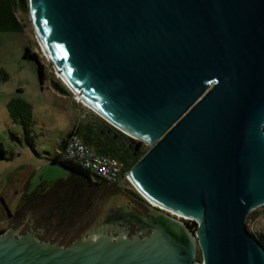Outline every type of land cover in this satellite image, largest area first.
Wrapping results in <instances>:
<instances>
[{
	"label": "water",
	"instance_id": "water-1",
	"mask_svg": "<svg viewBox=\"0 0 264 264\" xmlns=\"http://www.w3.org/2000/svg\"><path fill=\"white\" fill-rule=\"evenodd\" d=\"M70 93L149 146L65 245L0 234V264H264V0H27ZM197 242V245H196ZM201 261H197V252Z\"/></svg>",
	"mask_w": 264,
	"mask_h": 264
},
{
	"label": "rangeland",
	"instance_id": "rangeland-1",
	"mask_svg": "<svg viewBox=\"0 0 264 264\" xmlns=\"http://www.w3.org/2000/svg\"><path fill=\"white\" fill-rule=\"evenodd\" d=\"M16 17L24 26L21 33L0 32V148L3 150V155H0V231L13 230L16 233L26 230L28 218H34L35 230L41 234L40 241L56 243L60 240L58 244L65 247L79 228L83 227L86 213L91 215L103 191L109 186L87 185L78 188L74 179H71L69 187L49 190L44 197L46 202L42 209L34 208V211H30L31 216L26 215L30 203L25 202V195H30L41 183L51 184L57 180L69 179L70 174L65 169L51 164L49 160L55 157L60 140L80 112L83 115H98L81 104L74 94L62 97L54 90L49 82L52 76L65 85L41 52L28 16L26 18V14L17 10ZM25 49L33 52L43 65L46 75L43 85L39 83L36 63L23 57ZM11 102L29 106L32 117V123L28 127L29 139L24 136L21 122L27 117L26 112L19 108L23 117L12 116V109L9 107ZM143 145L149 148L145 143ZM115 188L128 199L149 208L148 201L136 189ZM129 192L136 193L145 202ZM67 197L72 204L77 202L80 208L57 227V218L61 216L56 212V202ZM45 207L52 210V220L48 218L49 213ZM257 211L261 213V217L256 218L254 213H249L245 224L254 226L257 233L262 230L264 234V207ZM37 214L40 220L37 219ZM182 221L195 236L197 224L189 220Z\"/></svg>",
	"mask_w": 264,
	"mask_h": 264
},
{
	"label": "trees",
	"instance_id": "trees-1",
	"mask_svg": "<svg viewBox=\"0 0 264 264\" xmlns=\"http://www.w3.org/2000/svg\"><path fill=\"white\" fill-rule=\"evenodd\" d=\"M19 10L21 13L28 16V5L27 0H0V32H11V33H21L23 31V24L17 19L16 11ZM24 58L33 60L37 65L38 78L40 85H43L45 78V71L43 65L40 63L38 57L31 52L29 49H25ZM47 61V60H46ZM50 84L59 94L63 96H70L69 90L61 84L60 81L56 80L53 76L49 80ZM21 105V106H20ZM9 107L12 109L11 113L14 117H23L19 108L22 112H26L27 117L25 120H21L23 124L24 136L29 139V129L30 123H32V117L29 110V106L24 103L11 102ZM27 125V126H26ZM76 133L82 141L91 147H93L97 153L115 158L122 163H124L127 170L130 168L145 154L148 150L142 142L135 141L120 131L113 128L111 125L106 123L100 117L94 114H85L83 117L78 118V121L71 128H68L65 132L64 137L60 140L58 144V149H62L67 138L70 134ZM54 158L50 159L49 162L53 165H58L65 169L70 175L68 180H57L51 184L41 183L30 195H25V202L35 200L37 203H42L45 201L47 192L49 190H61L69 187L71 179L74 181L76 187L81 188L87 185L94 187L106 186V183L99 179H92L88 171L82 169L78 165L64 160L60 154L57 153ZM0 155H3V150L0 148ZM140 201L145 202L136 193L129 192ZM62 201L70 202V198L67 197ZM255 215L258 211L255 210ZM1 234V232H0ZM261 245L264 246V234H255ZM197 261H201L200 256L197 257Z\"/></svg>",
	"mask_w": 264,
	"mask_h": 264
},
{
	"label": "built area",
	"instance_id": "built-area-1",
	"mask_svg": "<svg viewBox=\"0 0 264 264\" xmlns=\"http://www.w3.org/2000/svg\"><path fill=\"white\" fill-rule=\"evenodd\" d=\"M57 153L64 160L72 162L88 171L93 180L99 179L106 184H112L122 189L129 190L134 188L130 181L129 170H127L124 163L115 158L97 153L93 147L86 145L76 133L69 135L64 146L62 149H58ZM147 204L158 208L150 204V202H147ZM247 228L252 234L256 233L254 226L247 225Z\"/></svg>",
	"mask_w": 264,
	"mask_h": 264
},
{
	"label": "flooded vegetation",
	"instance_id": "flooded-vegetation-1",
	"mask_svg": "<svg viewBox=\"0 0 264 264\" xmlns=\"http://www.w3.org/2000/svg\"><path fill=\"white\" fill-rule=\"evenodd\" d=\"M107 186H113L114 188L115 187H117V186H115V185H112V184H106ZM44 202H46V201H43L42 203H37L35 200H31V201H29V203H30V205L28 206V208H29V210H27V214L26 215H30V211L32 212V210L34 211V208H39V209H42V207H43V204H44ZM48 203V202H47ZM57 203V205H55V209H56V212L61 216V217H58L57 218V227H60L63 223H64V221H66L67 219H69L70 217H71V215L72 214H74L75 212V210L77 211L79 208H80V206L78 205V203L76 202V203H71V202H68V201H59V202H56ZM46 208V207H45ZM47 209V211H48V213H49V216H48V218L50 219V220H52L53 219V213H52V210L50 209V208H46ZM48 209H50V210H48ZM41 211V210H40ZM92 213V212H91ZM39 214V213H38ZM38 214H37V219L38 220H40V217L38 216ZM31 216V215H30ZM89 217V215L86 213V219ZM33 223H35V220H34V218H32V219H29L28 218V222H27V227H26V230L24 229H22L21 231H18V232H16V234H15V236L17 237V236H29V230H30V228H31V225L33 224ZM24 228V227H23ZM13 231V230H12ZM1 232V234H3L4 232H2V231H0ZM14 232V231H13ZM34 233H35V238L37 239V240H39L40 239V237H41V234L39 233V232H37L36 230H35V228H34ZM258 234V233H257ZM40 241V240H39ZM40 242H43V241H40ZM47 243H50V242H47ZM50 244H55V243H50ZM58 244V243H57ZM59 245V244H58ZM60 246V245H59ZM61 247H63V246H61ZM63 248H65V247H63Z\"/></svg>",
	"mask_w": 264,
	"mask_h": 264
},
{
	"label": "bare ground",
	"instance_id": "bare-ground-1",
	"mask_svg": "<svg viewBox=\"0 0 264 264\" xmlns=\"http://www.w3.org/2000/svg\"><path fill=\"white\" fill-rule=\"evenodd\" d=\"M37 39V38H36ZM38 41V40H37ZM57 76H58V74H57ZM59 77V76H58ZM59 79H60V77H59ZM61 80V79H60ZM62 81V80H61ZM64 84V83H63ZM79 100V99H78ZM80 101V100H79ZM83 103V102H82ZM84 104V103H83ZM85 105V104H84ZM86 106V105H85ZM87 107V106H86ZM88 108V107H87ZM90 109V108H89ZM91 110V109H90ZM94 112V111H93ZM97 114V113H96ZM144 199H146V198H144ZM147 200V199H146ZM148 202H150V204H152L153 206H156V207H158V208H160L161 210H164L165 212H167V213H169V214H171L172 216H175V217H177V218H184L185 220H189V218H187V217H182V216H180V215H177V214H175V213H173V212H171V211H169V210H167V209H164V208H162L161 206H159V205H157V204H155V203H153V202H151V201H149V200H147Z\"/></svg>",
	"mask_w": 264,
	"mask_h": 264
},
{
	"label": "crops",
	"instance_id": "crops-1",
	"mask_svg": "<svg viewBox=\"0 0 264 264\" xmlns=\"http://www.w3.org/2000/svg\"><path fill=\"white\" fill-rule=\"evenodd\" d=\"M61 96H62V97H65V96H63V95H61ZM82 115H83V114L80 112L79 116L73 121V123L70 124V127H69V128L73 127V126L75 125V123L78 121V118H81ZM83 116H84V115H83ZM259 217H261V213H257L256 218H259ZM258 228H259V227H258ZM259 229H260V228H259ZM260 233L263 234V231L261 230Z\"/></svg>",
	"mask_w": 264,
	"mask_h": 264
},
{
	"label": "clouds",
	"instance_id": "clouds-1",
	"mask_svg": "<svg viewBox=\"0 0 264 264\" xmlns=\"http://www.w3.org/2000/svg\"><path fill=\"white\" fill-rule=\"evenodd\" d=\"M66 87V86H65ZM76 96V95H75ZM148 205V204H147ZM161 210V209H160ZM163 211V210H162ZM256 232V231H255ZM257 233V232H256Z\"/></svg>",
	"mask_w": 264,
	"mask_h": 264
}]
</instances>
